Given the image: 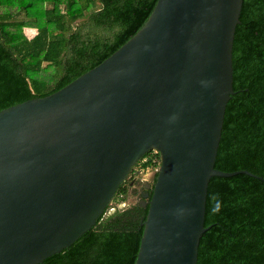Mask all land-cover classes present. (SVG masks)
I'll list each match as a JSON object with an SVG mask.
<instances>
[{
	"label": "water",
	"instance_id": "water-1",
	"mask_svg": "<svg viewBox=\"0 0 264 264\" xmlns=\"http://www.w3.org/2000/svg\"><path fill=\"white\" fill-rule=\"evenodd\" d=\"M242 0H156L96 66L0 110V264H37L89 230L148 151L153 171L134 264H196L232 88Z\"/></svg>",
	"mask_w": 264,
	"mask_h": 264
},
{
	"label": "trees",
	"instance_id": "trees-1",
	"mask_svg": "<svg viewBox=\"0 0 264 264\" xmlns=\"http://www.w3.org/2000/svg\"><path fill=\"white\" fill-rule=\"evenodd\" d=\"M156 0H0V110L45 96L96 66L146 22ZM34 28L28 37L25 28ZM232 88L196 264H264V0H242L232 43ZM148 151L132 167L153 171ZM124 180L96 223L37 264H134L147 206ZM127 202L109 211L114 202Z\"/></svg>",
	"mask_w": 264,
	"mask_h": 264
},
{
	"label": "flooded vegetation",
	"instance_id": "flooded-vegetation-1",
	"mask_svg": "<svg viewBox=\"0 0 264 264\" xmlns=\"http://www.w3.org/2000/svg\"><path fill=\"white\" fill-rule=\"evenodd\" d=\"M138 172H140V170H138V169L132 170V171L130 170V172L127 174L125 180H127L133 173L136 174ZM134 176H132V180L129 181L130 187H133L134 183H136V185L137 186L139 185L140 188L138 190L137 189H131V196H129V198H128V203H136V204L140 205L142 208H144V206L142 204H143L144 200L145 201L148 200V197H145L144 195L146 192H148V194H150L151 187H152L153 182H154V175H153V173H151L149 176L150 177L149 181L145 184H140L138 180L135 181ZM132 195H135V197H133Z\"/></svg>",
	"mask_w": 264,
	"mask_h": 264
},
{
	"label": "rangeland",
	"instance_id": "rangeland-1",
	"mask_svg": "<svg viewBox=\"0 0 264 264\" xmlns=\"http://www.w3.org/2000/svg\"><path fill=\"white\" fill-rule=\"evenodd\" d=\"M26 33H27V36L29 37L31 35L30 33H33V32H31L30 30H26ZM135 170H137V167L135 168ZM152 172L153 171H149V170H147V171L146 170L145 171L140 170V172L136 173L135 176H134L135 181L138 180L140 184L147 183L149 181V178H150L149 176H150V174ZM139 188H140V186L139 185L137 186L136 183H134V186L131 187V189H137V190ZM132 196L135 197V195H132ZM125 206H127V202L126 201L125 202H121V203L114 202L113 204L110 205L109 211H113L116 207L117 208H123Z\"/></svg>",
	"mask_w": 264,
	"mask_h": 264
},
{
	"label": "crops",
	"instance_id": "crops-1",
	"mask_svg": "<svg viewBox=\"0 0 264 264\" xmlns=\"http://www.w3.org/2000/svg\"><path fill=\"white\" fill-rule=\"evenodd\" d=\"M26 30H30L31 32H33V33H30L31 35L29 36V37H31V36H33L34 34H35V32H36V30L34 29V28H30V27H28V28H25V33H26ZM27 34V33H26Z\"/></svg>",
	"mask_w": 264,
	"mask_h": 264
},
{
	"label": "built area",
	"instance_id": "built-area-1",
	"mask_svg": "<svg viewBox=\"0 0 264 264\" xmlns=\"http://www.w3.org/2000/svg\"><path fill=\"white\" fill-rule=\"evenodd\" d=\"M153 151H154L153 153H154V155H155L156 151H155V150H153ZM157 169H158V168H157ZM157 169H155V170H153V171H156Z\"/></svg>",
	"mask_w": 264,
	"mask_h": 264
}]
</instances>
